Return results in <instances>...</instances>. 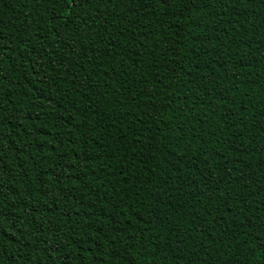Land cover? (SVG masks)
<instances>
[{
  "label": "trees",
  "instance_id": "obj_1",
  "mask_svg": "<svg viewBox=\"0 0 264 264\" xmlns=\"http://www.w3.org/2000/svg\"><path fill=\"white\" fill-rule=\"evenodd\" d=\"M0 264H264V0H0Z\"/></svg>",
  "mask_w": 264,
  "mask_h": 264
},
{
  "label": "snow or ice",
  "instance_id": "obj_2",
  "mask_svg": "<svg viewBox=\"0 0 264 264\" xmlns=\"http://www.w3.org/2000/svg\"><path fill=\"white\" fill-rule=\"evenodd\" d=\"M72 2L74 3V2H75V0H72Z\"/></svg>",
  "mask_w": 264,
  "mask_h": 264
}]
</instances>
